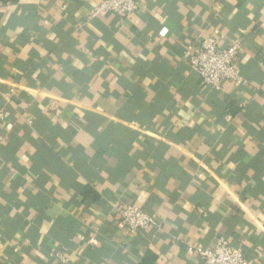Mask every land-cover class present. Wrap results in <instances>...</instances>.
Here are the masks:
<instances>
[{"label": "crops", "instance_id": "crops-1", "mask_svg": "<svg viewBox=\"0 0 264 264\" xmlns=\"http://www.w3.org/2000/svg\"><path fill=\"white\" fill-rule=\"evenodd\" d=\"M102 1L0 0V264H201L220 238L264 264V0ZM216 31L243 45L219 90L185 57Z\"/></svg>", "mask_w": 264, "mask_h": 264}, {"label": "built area", "instance_id": "built-area-1", "mask_svg": "<svg viewBox=\"0 0 264 264\" xmlns=\"http://www.w3.org/2000/svg\"><path fill=\"white\" fill-rule=\"evenodd\" d=\"M140 9L141 4L138 0H103L90 12L89 18L95 19L112 14L126 19ZM217 35L220 36L216 31L213 36L200 40L197 45H188L185 57L187 65L199 75L202 84L219 90L224 82L243 81L238 66V57L243 50V45L241 40H235L221 49L218 47ZM15 92V89L11 88L5 95L7 104L12 103ZM8 117V109L0 107V127ZM153 225H155L154 219L138 207L127 206L120 213L119 227L127 230L131 235L141 234ZM198 253L201 264H256L225 238L218 239L210 248L198 249Z\"/></svg>", "mask_w": 264, "mask_h": 264}, {"label": "trees", "instance_id": "trees-1", "mask_svg": "<svg viewBox=\"0 0 264 264\" xmlns=\"http://www.w3.org/2000/svg\"><path fill=\"white\" fill-rule=\"evenodd\" d=\"M140 264H156V259L152 253H148Z\"/></svg>", "mask_w": 264, "mask_h": 264}]
</instances>
